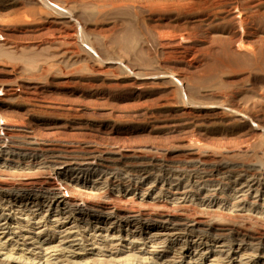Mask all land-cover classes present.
Returning a JSON list of instances; mask_svg holds the SVG:
<instances>
[{
    "label": "rangeland",
    "instance_id": "374dc122",
    "mask_svg": "<svg viewBox=\"0 0 264 264\" xmlns=\"http://www.w3.org/2000/svg\"><path fill=\"white\" fill-rule=\"evenodd\" d=\"M187 2L0 0V264H264V0Z\"/></svg>",
    "mask_w": 264,
    "mask_h": 264
},
{
    "label": "bare ground",
    "instance_id": "6f19581e",
    "mask_svg": "<svg viewBox=\"0 0 264 264\" xmlns=\"http://www.w3.org/2000/svg\"><path fill=\"white\" fill-rule=\"evenodd\" d=\"M174 1V0H173ZM177 1V0H176ZM228 1L232 0H190V2H187V4H177V6L181 9L187 8L190 6H195V5H201V8L208 9V8H216L218 6L223 5L224 3H228ZM235 1V0H234ZM233 3V2H229ZM176 4V3H175ZM231 5V4H230ZM169 6V5H168ZM167 6V7H168ZM172 6V5H171ZM175 6V5H174ZM188 9V8H187ZM217 9V8H216ZM179 10V9H178ZM196 11V10H195ZM204 12V11H203ZM206 12V11H205ZM182 13V12H181ZM251 20V19H250ZM90 162V161H89Z\"/></svg>",
    "mask_w": 264,
    "mask_h": 264
}]
</instances>
